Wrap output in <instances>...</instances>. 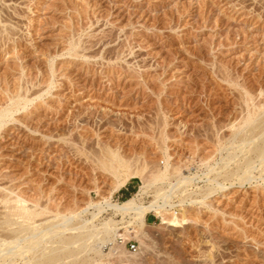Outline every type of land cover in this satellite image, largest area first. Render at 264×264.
Masks as SVG:
<instances>
[{"label": "rangeland", "instance_id": "rangeland-1", "mask_svg": "<svg viewBox=\"0 0 264 264\" xmlns=\"http://www.w3.org/2000/svg\"><path fill=\"white\" fill-rule=\"evenodd\" d=\"M0 18V30L15 33V42H0V110L6 92L24 86L43 94L52 84L0 134V188L47 208L42 230L58 213L127 200L97 166L106 148L141 161L147 176L167 159L176 175L199 173L176 194L190 202L216 191L209 178L230 189L224 199L216 193L170 212L167 224L149 216L143 237L128 236L139 243L136 253L120 245L123 257L112 259L103 255L107 245L91 240L82 251L70 246L57 264H264V162L256 149L264 145V0H0ZM76 41L86 60L68 53ZM250 114L258 128L243 131ZM245 167L252 173L240 186ZM131 181L137 194L143 184ZM111 218L128 235L110 211L94 224ZM60 246L43 244L38 253Z\"/></svg>", "mask_w": 264, "mask_h": 264}, {"label": "bare ground", "instance_id": "bare-ground-1", "mask_svg": "<svg viewBox=\"0 0 264 264\" xmlns=\"http://www.w3.org/2000/svg\"><path fill=\"white\" fill-rule=\"evenodd\" d=\"M0 24H2L1 18ZM2 30H0L1 43L7 40L15 42V33L10 28ZM81 43V41L70 42V44L68 45V53H70V55L74 58H84L86 60L88 58L87 56L86 58L85 56H83L84 54H80L79 52H77V50L81 48ZM252 43L254 42L251 40L247 42L248 45H252ZM256 43H254V45H256ZM54 58L51 57L52 64H50L52 70L54 69ZM51 90L52 84L47 87L46 91H44L43 94L39 93L40 95H31L29 87L24 86H20L19 90L15 94H9L8 92H6L8 96V101L5 107H2L0 110V134L9 123L14 121L17 122V120H15V114L19 113L21 110L28 112L29 105L36 102L38 99H43L45 94L49 95L51 93ZM248 95H250V93ZM246 104H248V102ZM253 115L250 114V116H248L249 118L245 120L244 124L247 125H244V130L242 129V126L241 129H237L239 132L240 130L245 131L246 127L248 129L249 126L253 127L252 131L258 128L254 127V125L257 124V120L255 121L252 119ZM249 131L252 132L251 129ZM242 133L245 134V132ZM44 138H47V136H45ZM50 138L52 137H49V139ZM244 142L245 141L243 140V143ZM263 146L256 148L260 155L262 163L264 162ZM98 159L97 160L99 162L96 160V163H98L97 166L99 167V169H101L102 172L104 171V173L106 172V174L108 173L107 175H110L116 180L114 192L119 191L132 178H139L141 180V183L143 185L139 189V192L135 194L132 198L127 199L122 204L110 203L108 201H104V203L94 202L93 204H89V206L86 207V209L82 210L80 214H70L71 217L62 216V214L58 213L57 215H55V217L60 219H56L57 222L55 224L51 225L45 230H42V224H39L38 220L41 217L47 215L49 210H47V208L45 209L40 207V205L36 202L34 204L31 203L29 205L30 201L21 197L18 193L14 192V190L7 191L5 188H0V190L3 192L0 193V207L1 205L3 206L2 208H0L2 210L0 211V264H16L17 259L19 258H23L24 262H26L27 260V264H38V261H40L41 263L43 262L44 264H57L62 261V259H64L61 254L64 251L68 250L70 246L78 244L76 252H78L79 250L82 251L87 248L88 243L91 240H93L94 242L96 241V243L102 244L104 246H108L110 252L108 254L103 255H105L106 257L117 258V256L119 257L120 255L124 254V252L121 251L120 244H118L117 242V237L122 228L120 227L121 222L115 220L114 218H111L110 220H105L101 227H99L94 224L95 220H97V218L103 215L104 213H108L109 211L113 212L114 216L123 217V224H128L124 227L126 233L128 234L127 236L135 234L136 238H141L144 235L141 229L147 226V221L145 220L146 214L150 211H155L156 214L160 216L164 221L163 224H167L168 222L166 221L165 216L172 212L171 208L169 207L171 199L179 191H188V186L194 181L195 177V175L193 174L187 175L181 171H178V168L177 175L175 172L173 173L172 166L169 163L170 159H167V166L165 165L156 173H153L152 176H147L148 168H146L145 165H142L140 163L141 161H133L131 159H126V157L122 155L119 149L113 150L112 148H106V151L101 153ZM224 166L222 168V172H225L226 168L229 167V162L225 161ZM174 171H176V169H174ZM216 172H218V175L221 176L222 172ZM250 173H252V168L250 169V167H248L246 169L245 167L243 176L240 178V183L237 184L243 186L246 177L248 175H251ZM175 176H177V183H174L173 181V177ZM214 182H216L218 185L215 192L213 191V189L209 188L210 192L207 193L204 197H202L201 200L191 201L189 204H197L198 202L199 204H206V200L213 198V195L216 193V195H221V197L219 196L220 199H224L223 197L225 196V193L230 190L229 186L217 182L216 179H208L209 184H212ZM159 185L163 186L157 188ZM233 185L234 183L232 184V186ZM153 189H156L154 194V201L148 204L144 203L143 196L149 194L151 191H153ZM90 210H93L94 212H90ZM88 213L91 215L92 219H84L83 217L79 218L81 217V214ZM78 218L80 219L79 225H75L76 227L71 226L72 221L78 220ZM69 225L71 226V228ZM68 231L75 233L77 232V235H74L71 238H67L65 237V234ZM53 240L56 242H53ZM48 243H50L51 245H53V243H59L61 246L58 249H53L52 247H50V249L49 247H46L40 253H38V250L43 247V244L47 245ZM93 250L96 255L103 257L102 252L100 250ZM72 253L74 252H71V254ZM100 261V264L112 263L109 262V260L108 262H104V260Z\"/></svg>", "mask_w": 264, "mask_h": 264}, {"label": "built area", "instance_id": "built-area-1", "mask_svg": "<svg viewBox=\"0 0 264 264\" xmlns=\"http://www.w3.org/2000/svg\"><path fill=\"white\" fill-rule=\"evenodd\" d=\"M192 171H194V173L197 172V168H192ZM197 174L198 175L196 177H194L193 182H195V181L197 182L201 179L199 173H197ZM133 193H131L130 195H132ZM120 197H123V195H121ZM146 198H149V197L146 196ZM189 203H190V198H188V196H185L184 198H182L179 195H174L173 198L171 199L170 203H169V207L171 208L172 212L178 213V212H180L182 207L189 208L190 206H192ZM149 216H153L154 220H153V222L151 221L153 224H157L158 221L159 222L162 221V218L160 216H158L155 211H150L146 214L145 220L147 222L149 221L148 220ZM117 242H118V244L123 245L128 251H130L132 253H136L139 249L138 241L136 239H134L133 237L129 238L127 235H125L124 232H120V234L117 237Z\"/></svg>", "mask_w": 264, "mask_h": 264}, {"label": "crops", "instance_id": "crops-1", "mask_svg": "<svg viewBox=\"0 0 264 264\" xmlns=\"http://www.w3.org/2000/svg\"><path fill=\"white\" fill-rule=\"evenodd\" d=\"M132 181L130 180L125 186H123L119 191L122 192L121 195H130L131 193L135 192L134 190L132 191V185H131ZM135 193L132 194V196L134 195Z\"/></svg>", "mask_w": 264, "mask_h": 264}, {"label": "trees", "instance_id": "trees-1", "mask_svg": "<svg viewBox=\"0 0 264 264\" xmlns=\"http://www.w3.org/2000/svg\"><path fill=\"white\" fill-rule=\"evenodd\" d=\"M124 196H125V198H126V199H128V198H129V196H131V195H124ZM127 197H128V198H127Z\"/></svg>", "mask_w": 264, "mask_h": 264}]
</instances>
